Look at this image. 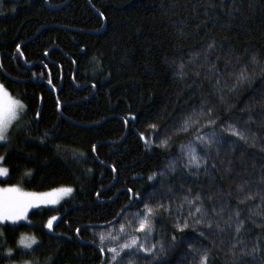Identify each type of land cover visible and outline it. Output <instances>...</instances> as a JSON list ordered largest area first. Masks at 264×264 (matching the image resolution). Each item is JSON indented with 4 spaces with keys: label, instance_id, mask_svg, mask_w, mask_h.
I'll return each instance as SVG.
<instances>
[{
    "label": "trees",
    "instance_id": "trees-1",
    "mask_svg": "<svg viewBox=\"0 0 264 264\" xmlns=\"http://www.w3.org/2000/svg\"><path fill=\"white\" fill-rule=\"evenodd\" d=\"M245 67L250 80L233 88ZM262 69L264 0H0V85L25 106L0 143L8 169L1 183L73 190L56 208L0 224V264H101L102 254L113 264L107 249L126 242L121 224L143 241L134 214L145 204L158 213L146 246L161 241L167 249L153 264H200L206 249L207 264H233V244L239 264H264V218L248 211L260 198L238 205L264 177ZM229 124L255 146L238 141ZM198 135L220 143L202 145ZM188 146L205 158L200 169L185 167ZM245 180L248 188L237 192ZM197 193L214 220L225 201L224 219L242 209L243 231L217 235L195 225L184 197ZM185 220L191 226L178 231ZM101 232L118 237L106 239L103 252ZM22 236L37 241L26 253ZM9 249L12 257L4 255ZM121 257L129 264L126 252ZM131 259L148 264L150 257Z\"/></svg>",
    "mask_w": 264,
    "mask_h": 264
},
{
    "label": "snow or ice",
    "instance_id": "snow-or-ice-1",
    "mask_svg": "<svg viewBox=\"0 0 264 264\" xmlns=\"http://www.w3.org/2000/svg\"><path fill=\"white\" fill-rule=\"evenodd\" d=\"M211 48L212 46L209 45ZM253 63L258 64L259 62L253 58ZM212 71L215 70V65L212 66L210 69ZM264 72V69L261 70ZM250 77L248 75V69L242 68L238 74H236V83L233 85V88L241 87L245 81H249ZM219 83V80L217 81ZM25 111V106L19 100H15L11 97V95L5 90L3 85H0V142H7L8 140V132L9 129L13 126L15 122H18L19 119L22 118V114ZM189 120L191 117L186 119L181 126V131L187 132L189 130ZM193 123H198V121L193 120ZM211 123H215V121H211ZM228 129L231 131V134L237 137L238 141H242L244 144H248L251 140L252 146H255V138L250 137L249 135H245L242 131L239 130V126L233 127V125L229 124ZM143 138V137H142ZM196 141L200 144H207L211 145L212 143L219 144L220 139H216L212 141L210 139H205L203 136H197ZM160 147H167L168 140H162ZM238 146L237 141H232L229 145L231 149H235ZM261 151H264V148H261ZM243 152L241 156H243ZM187 157L188 163L185 165L186 168H195L200 169L202 166V162L205 159L204 157H200L197 153V149L192 146L187 147ZM3 157H0V160H3ZM231 161H229V165H231ZM215 167V165H213ZM172 166L170 165V169ZM174 170V169H173ZM207 171V169H206ZM232 171L231 167H227L225 169L226 173H230ZM8 169L0 167V176H7ZM25 175H30V173H25ZM150 180L154 179V177H149ZM262 186L257 189L256 192L246 194L243 198L238 199V205L244 204L246 201L253 200L254 197L259 196L260 203L256 204L254 207H250L248 209L250 216H260L264 218V177L261 178ZM249 182L243 181V183L237 185V192L244 193L245 190L248 188ZM65 193H71L72 189L67 188L63 189ZM131 192V189H129ZM226 195L231 196V193H227ZM43 196L34 194V193H24L22 192L19 187L12 186L8 188H0V224H5L7 222L11 225H16L19 221L26 219L27 212L29 208L32 207H39L40 203L43 201ZM135 199V197H133ZM211 199V197H209ZM199 202L196 204L195 202ZM55 203L56 201H51ZM184 202L188 205L190 209V215L194 216V224L201 225L203 224L209 230L215 228L217 235L220 233H226L229 229H232L234 226L235 233L239 234L243 231L245 227V220L242 218V209L238 206L228 213L227 219H224L223 213L227 208V201L221 204L219 211L213 210L214 216L220 217V219L214 220L211 216L208 215L207 211L204 210L203 200L201 195L197 193L192 199H189L188 196L184 197ZM195 208V213L191 212V209ZM196 214H199L196 216ZM119 215V214H118ZM154 215H158L154 211L152 207L148 204H145L143 213L137 212L134 216L137 218L136 223L138 227H136L135 231L142 233L144 235L143 241L130 233L126 232L125 225H120V233L127 237L126 242L123 244H119L117 247H109L107 251L111 253L110 260L113 264H123V257H121V252H126L130 256L129 264H132V259L137 254L143 253L145 257H150L148 264H153V261L158 260L162 257L166 252L165 244L161 241H158L159 244V251H156L157 244H152L150 247L146 246L149 236L153 233L154 227L152 224V217ZM57 218L52 217L49 219L45 227H47L50 231L53 227V221ZM130 226V225H129ZM191 225L185 220L183 225L177 223L175 227L178 231L183 232L184 229L189 228ZM259 226V225H258ZM201 236H205L206 233L201 231ZM100 244L98 245L101 248V252L104 251V242L109 237L112 240H117L118 237L108 233L106 236L103 232L98 233ZM178 242V238L174 235L172 236V245ZM37 241L35 238H32L30 242L21 243L20 247L25 251L32 250L33 245H35ZM223 243V240H221ZM191 246V245H190ZM236 245H232L234 260L233 264H239L238 258L236 257L235 253ZM257 248H253V252L257 251ZM6 257H12L13 251L9 249L7 252L4 253ZM209 255V250H204L201 258L200 264H207V257ZM240 255H251V253H244L241 252Z\"/></svg>",
    "mask_w": 264,
    "mask_h": 264
},
{
    "label": "rangeland",
    "instance_id": "rangeland-1",
    "mask_svg": "<svg viewBox=\"0 0 264 264\" xmlns=\"http://www.w3.org/2000/svg\"><path fill=\"white\" fill-rule=\"evenodd\" d=\"M13 98V97H12ZM15 99V98H13ZM16 100V99H15ZM23 115V114H22ZM20 120V119H19ZM18 122H15L13 124V126L9 129L8 132V140L10 139V134L11 131L14 129V126L17 124ZM7 140V142H8ZM0 143H6V142H0ZM0 167L6 168L5 166L2 165V160H0ZM7 176H0V188H8V187H12L10 185H3L1 183V181L5 180ZM20 189V188H19ZM63 189H67L66 187L63 188H57L51 191H45V192H33V191H24L22 189H20L22 192L24 193H34V194H38L43 196V201L40 203L39 207H32L28 209L27 215L32 211V210H36L37 208H56L58 207L61 203H63L65 200L69 199L72 196L73 190L71 191V193H65L64 191H62ZM51 201H56L55 203H52ZM26 219L19 221L18 223H23L25 222ZM56 221V220H55ZM53 221V223L55 222ZM17 223V224H18ZM5 224H8L7 222H5ZM11 225V224H10ZM48 229V228H47ZM52 231V230H51ZM50 231V232H51ZM32 239V237L29 236H22L20 238L19 241V246L21 245V243H27L30 242V240ZM34 246V245H33Z\"/></svg>",
    "mask_w": 264,
    "mask_h": 264
},
{
    "label": "water",
    "instance_id": "water-1",
    "mask_svg": "<svg viewBox=\"0 0 264 264\" xmlns=\"http://www.w3.org/2000/svg\"><path fill=\"white\" fill-rule=\"evenodd\" d=\"M24 63V62H23ZM26 68H30V66H26ZM52 90V92H55L53 89H51ZM58 111H60V107H58ZM140 137V139L143 141V138L141 137V136H139ZM131 200H132V198H131ZM131 202V201H130ZM122 213V212H121ZM121 213L119 214V216L116 218V219H118L119 217H120V215H121ZM115 222V220L114 221H112V222H110V223H108V224H106L105 226H108V225H110V224H112V223H114ZM100 227V226H99ZM77 234H78V231L76 232V236H77ZM102 258H103V260H102V263L101 264H104L105 263V257H104V255L102 254Z\"/></svg>",
    "mask_w": 264,
    "mask_h": 264
}]
</instances>
